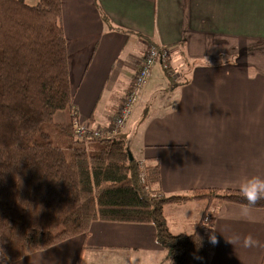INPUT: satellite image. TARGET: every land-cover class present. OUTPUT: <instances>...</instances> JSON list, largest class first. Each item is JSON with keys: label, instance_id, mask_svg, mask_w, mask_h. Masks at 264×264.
I'll list each match as a JSON object with an SVG mask.
<instances>
[{"label": "crops", "instance_id": "1", "mask_svg": "<svg viewBox=\"0 0 264 264\" xmlns=\"http://www.w3.org/2000/svg\"><path fill=\"white\" fill-rule=\"evenodd\" d=\"M61 15L73 108L94 130L109 127L149 45L168 48L176 79L154 65L120 131L135 158L158 166L163 195L264 179V0H61ZM142 95L153 108L134 122ZM171 205V232L192 233L205 204L196 216ZM208 218L209 264H264V209L224 202ZM247 236L259 244L244 246ZM165 255L152 224L95 221L11 263L0 252V264H165Z\"/></svg>", "mask_w": 264, "mask_h": 264}, {"label": "trees", "instance_id": "2", "mask_svg": "<svg viewBox=\"0 0 264 264\" xmlns=\"http://www.w3.org/2000/svg\"><path fill=\"white\" fill-rule=\"evenodd\" d=\"M61 16V0H0V251L16 261L105 221L152 224L171 264H209L205 216L247 202L234 189L163 195L158 166L135 158L122 133L76 134ZM60 111L68 121L53 124ZM200 200L193 232L173 234L164 206Z\"/></svg>", "mask_w": 264, "mask_h": 264}, {"label": "built area", "instance_id": "3", "mask_svg": "<svg viewBox=\"0 0 264 264\" xmlns=\"http://www.w3.org/2000/svg\"><path fill=\"white\" fill-rule=\"evenodd\" d=\"M169 54V50L166 47L149 45L139 69L130 84V88L122 100L117 114L113 117L109 127L105 131L94 130L83 123L80 118H74L72 125L75 133L82 137L93 136L99 138L114 137L117 135L125 127L155 62H159L171 79H176V76L169 67Z\"/></svg>", "mask_w": 264, "mask_h": 264}, {"label": "rangeland", "instance_id": "4", "mask_svg": "<svg viewBox=\"0 0 264 264\" xmlns=\"http://www.w3.org/2000/svg\"><path fill=\"white\" fill-rule=\"evenodd\" d=\"M25 1V3L26 4H28V5H34V4H36L37 3V0H24ZM160 65L159 64V62H155L154 63V65ZM153 65V66H154ZM153 66H152V68H153ZM152 68H151V70H152ZM151 74V73H150ZM169 76V75H168ZM149 77H150V75H149ZM149 77H148V79H149ZM169 78H171L170 76H169ZM148 79H147V82H148ZM155 80V79H154ZM165 81H167V83L169 82L170 83V80L168 79V78H165ZM147 82H146V85L148 86V84H147ZM156 82V81H155ZM155 82H153L152 83V85L150 86V88L155 84ZM167 83H162V88L164 89L163 91H162V93H165V92H167V91H170V88H167ZM163 94H161L160 96H162ZM159 99H161V100H163L164 99V97H161V98H159ZM147 100H149V96L147 97V96H143L142 95V97H141V99L138 101V103H137V105H136V107H135V109H134V111H133V114H132V116H131V120H133L134 122H136V121H139L140 119H143L144 117H145V114H146V110L147 109H151L152 110V108H153V105H147ZM157 103H160V101L157 99ZM63 113L64 114H66L65 112H57L54 116H53V124H55V123H58V121L60 120V117H61V115H63ZM131 128H129V130H130ZM129 130H128V132H129ZM132 138H133V136H131V140H132ZM134 139H136L135 137H134ZM54 142L56 143V141L54 140ZM138 143V141H136L135 143H134V146H136L137 147V144ZM135 157H138L137 155H135ZM188 193V192H187ZM204 204H205V202L204 201H202V200H200V201H196V204L195 203H188V204H180V205H182V206H179V205H171V206H169L171 209L170 210H166V212L168 213V212H171V214H175V216H183V215H185V214H189V215H194V216H196V210H195V207H203L204 206ZM205 218L207 219H205L206 221H208V214L205 216ZM171 225V224H170ZM172 226V225H171ZM172 231H174L175 233H176V231H175V229H171ZM1 252V251H0ZM2 253V252H1ZM3 254V253H2ZM4 255V254H3ZM5 256V255H4ZM7 259V258H6ZM7 261L8 262H13V261H9L8 259H7ZM170 259H168L167 257H166V255H165V264H170Z\"/></svg>", "mask_w": 264, "mask_h": 264}, {"label": "clouds", "instance_id": "5", "mask_svg": "<svg viewBox=\"0 0 264 264\" xmlns=\"http://www.w3.org/2000/svg\"><path fill=\"white\" fill-rule=\"evenodd\" d=\"M239 192L243 199L247 202L249 208L257 205L259 201L264 200V179L253 176L243 182L239 187ZM211 242L215 243L216 238L214 235L210 236ZM259 242L253 237L247 236L244 238V246H256Z\"/></svg>", "mask_w": 264, "mask_h": 264}]
</instances>
